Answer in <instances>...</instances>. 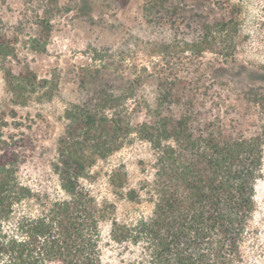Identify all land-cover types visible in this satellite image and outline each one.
<instances>
[{
  "label": "rangeland",
  "instance_id": "obj_1",
  "mask_svg": "<svg viewBox=\"0 0 264 264\" xmlns=\"http://www.w3.org/2000/svg\"><path fill=\"white\" fill-rule=\"evenodd\" d=\"M232 14L237 25L231 35L209 46L206 23ZM0 33L14 52L0 63V139L19 154L18 179L46 198L66 195L53 167L66 111L99 91L124 97L134 125L150 120L161 83L175 77L185 78L205 113L229 111L225 125L249 109L243 99L248 89L264 92V0H0ZM8 70H29L36 80H9ZM154 156L150 144L133 133L122 148L96 161L88 184L113 200L111 170L122 166L135 186L150 176ZM256 204L235 264H264V177ZM152 209L146 198L117 200L121 220ZM103 230L102 264H145L141 245L109 241L108 223Z\"/></svg>",
  "mask_w": 264,
  "mask_h": 264
},
{
  "label": "trees",
  "instance_id": "obj_2",
  "mask_svg": "<svg viewBox=\"0 0 264 264\" xmlns=\"http://www.w3.org/2000/svg\"><path fill=\"white\" fill-rule=\"evenodd\" d=\"M236 25L233 14L206 23V43L213 46L230 36ZM13 53L0 33V63ZM7 74L12 81L36 80L29 70ZM123 99L103 90L66 111L68 123L53 163L63 198L43 197L22 183L16 175L19 154L8 139H0V264H102L105 223L109 241L142 246L145 264L242 259L241 241L264 177V92L248 89L243 99L250 110L234 113L228 125L223 117L229 111L198 108V95L183 77L161 83L150 120L137 125ZM256 114L260 122L253 120ZM133 133L154 151L150 176L132 186L123 167H115L109 174L115 199L95 194L88 184L93 165L122 148ZM144 198L153 203L149 215L133 221L118 217L117 200Z\"/></svg>",
  "mask_w": 264,
  "mask_h": 264
}]
</instances>
